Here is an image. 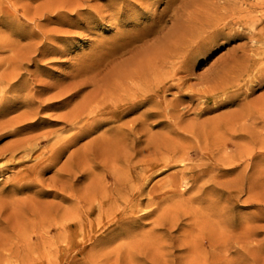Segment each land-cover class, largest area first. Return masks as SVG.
<instances>
[{
  "label": "bare ground",
  "instance_id": "obj_1",
  "mask_svg": "<svg viewBox=\"0 0 264 264\" xmlns=\"http://www.w3.org/2000/svg\"><path fill=\"white\" fill-rule=\"evenodd\" d=\"M99 1L0 0V264H70L90 212H106L114 228L134 221L119 211L139 206L150 174L174 162L186 164L151 187L150 203L262 156L264 93L252 104L239 99L264 83V0ZM142 18L147 25L128 29ZM102 24L114 35L69 57L74 40H91ZM234 40L243 42L228 60L193 77L200 58ZM227 104L238 109L198 122ZM54 121L62 127L50 129ZM219 129L239 140L233 154L210 136ZM205 155L209 163L187 164ZM108 175L112 183L99 187Z\"/></svg>",
  "mask_w": 264,
  "mask_h": 264
},
{
  "label": "rangeland",
  "instance_id": "obj_2",
  "mask_svg": "<svg viewBox=\"0 0 264 264\" xmlns=\"http://www.w3.org/2000/svg\"><path fill=\"white\" fill-rule=\"evenodd\" d=\"M164 5V3L160 4L159 9ZM147 24V18H142L139 24H132L128 29H136ZM115 31V28L102 24L101 28L92 35L91 40L75 39L73 46L70 47L69 57L77 59L87 55L95 47L96 40L108 39L114 35ZM242 42L243 40H234L215 47L208 52V55L196 62L193 77L210 73L222 62L228 60L232 50ZM52 67L54 71H57L56 78H58L59 72L63 73L62 67L60 65ZM89 89L90 87L86 88L84 92L86 93ZM263 93L264 83L256 86L247 98L241 97L239 101L252 104L257 98H262ZM76 100L77 97H73L70 101ZM235 109L238 107L234 104L224 105L203 115L198 122L210 120L211 117H217ZM192 117V114L187 115L186 122H190ZM246 122L243 120L236 126L241 129ZM47 126L57 130L62 127V124L54 121ZM106 127L108 126H101L97 132L85 137L83 141L89 142ZM218 128L228 129V126H215V129ZM161 129V125L154 126L152 131L159 132ZM246 130L253 131V129L244 131ZM256 130L264 131L258 128ZM223 131L225 130L219 129L215 132L216 134L210 136L214 137L217 143L225 139L228 143V151L232 153L236 150L239 140H227V134ZM5 141L7 140L3 142ZM180 149H182L181 146ZM261 151L262 156L254 159L255 166L244 169L242 165L249 160L246 158L228 174L211 179L204 176L194 190H188L181 197L179 190L177 192L179 195L161 199L158 205H154L158 201V195L153 194L154 203H150L149 195L146 193L154 184L181 172L186 163L174 162L169 167L151 173L144 185L146 192L140 197L141 204L137 206L134 200L124 209L120 208L122 210L119 212H123L120 216L134 221H122L114 228L116 224L108 220L106 212L101 216L96 212H90L86 239L83 246L76 250V254L74 253L70 264H264V173L259 174V171H264V149ZM141 155L137 154L133 162L138 163V157ZM205 157L207 156L203 158L189 156L187 164L201 167L209 163ZM64 159L65 157L62 161ZM31 164H33L32 161L12 168L4 172L2 177L5 179L12 175L13 171ZM91 165L92 157L87 160V166ZM103 171L97 169L95 173ZM133 173L138 176L137 171L133 170ZM92 178L93 176L89 177L90 180ZM112 179V175L106 176L105 181H100L99 187L112 183ZM203 185L206 187L214 185L215 188L203 190ZM186 187L184 185L182 190ZM76 247L72 246L73 249Z\"/></svg>",
  "mask_w": 264,
  "mask_h": 264
}]
</instances>
